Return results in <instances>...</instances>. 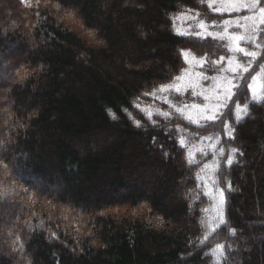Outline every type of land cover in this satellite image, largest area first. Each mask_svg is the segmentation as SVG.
<instances>
[{
	"label": "trees",
	"instance_id": "trees-1",
	"mask_svg": "<svg viewBox=\"0 0 264 264\" xmlns=\"http://www.w3.org/2000/svg\"><path fill=\"white\" fill-rule=\"evenodd\" d=\"M210 1L0 0V264H264V101L201 127L160 90L225 55L174 29Z\"/></svg>",
	"mask_w": 264,
	"mask_h": 264
},
{
	"label": "rangeland",
	"instance_id": "rangeland-1",
	"mask_svg": "<svg viewBox=\"0 0 264 264\" xmlns=\"http://www.w3.org/2000/svg\"><path fill=\"white\" fill-rule=\"evenodd\" d=\"M243 2L247 3V0H243ZM212 9L216 11V8L220 7V0H211L210 1ZM264 7V2L257 5V10L255 12L249 11L247 8H241L239 11H222L217 13H224L230 15L229 18L225 20L233 21L240 19L244 16H252L256 15L257 18L259 17L258 8ZM220 21L217 23H211V24H205V28H200L199 24L200 22L195 19H186V18H178L175 23V31L176 33L184 36H199V37H211L214 38V36L217 35H223L224 34V28H223V22ZM241 23H244V21L241 20ZM248 25L251 27L253 22L248 21ZM219 25V27H218ZM256 27H257V33H251L249 31H246L244 28H238L234 24L229 26L227 29V32L229 35L231 34H239V35H255L256 36V42L260 45L263 42V36H264V25L259 24V21L257 19L256 21ZM208 32L213 33V36L207 35ZM197 33H201V35H196ZM218 39V38H215ZM220 40V39H218ZM223 41L225 44V55L220 57L218 60H215L212 62L211 66L208 67V64L205 63L207 59H198L194 57L190 52L184 53V59L186 62V69L184 71L183 76L179 80L178 83H176L173 87L166 88L164 93H167L165 96L164 102L166 104H169L171 101L169 100L168 93L169 91H177L176 89L179 88L180 93H185L187 91H191L193 95L200 98V102L192 105H183L181 106L180 110L185 115L187 120L193 124H200L204 122V117L207 115H210L214 112L224 110V109H217V104H222L224 102V95H225V86L226 81H224V77H232L235 75V73L229 72V71H223V69H227L229 67V59L231 58L235 63H239L242 65H246L247 61L251 59V57L245 56L243 53H236L233 51H230V43L227 39L220 40ZM240 46L246 48L248 51H257L260 53V48H256L254 43H245L243 41L240 42ZM223 58V59H222ZM235 63L232 64V67H235ZM253 66V64H252ZM252 68V67H251ZM210 73H208V72ZM212 73V74H211ZM257 74V73H256ZM253 74V75H256ZM233 83H236L234 80ZM251 83V80L250 82ZM260 84H262V80L259 81ZM251 93V92H250ZM207 97V99H206ZM188 117H191V121L188 119ZM194 121V122H193ZM211 140H205V142H202L200 146L204 148L207 145V142ZM215 146L214 143L210 146H206V148H210L212 151ZM195 149V148H194ZM196 152V150L194 151ZM202 180L204 181L205 185L207 186L208 190L207 192L212 196L214 199L215 192L214 189L212 190V178H213V172L212 168L208 169L207 167H204L202 169ZM216 207L214 209L215 212L221 207L222 199L220 196H217L216 201Z\"/></svg>",
	"mask_w": 264,
	"mask_h": 264
},
{
	"label": "snow or ice",
	"instance_id": "snow-or-ice-1",
	"mask_svg": "<svg viewBox=\"0 0 264 264\" xmlns=\"http://www.w3.org/2000/svg\"><path fill=\"white\" fill-rule=\"evenodd\" d=\"M264 2V0H247V3L243 2V0H220V7L216 8L217 12L222 11H239L241 8H247L249 11L255 12L257 10V5ZM211 6V4L209 5ZM259 17L257 18L256 15L252 16H244L240 19L229 21L225 20L223 22V28H224V34L223 35H217L214 36V38H218L220 40L227 39L231 45L230 51L236 52V53H243L245 56L251 57L249 61H247L246 65H242L239 63H235L231 58L229 59V67L227 69H223V71H229L232 73H235L232 77H224V81H226L225 86V95H224V102L222 104H217V109H224L228 107L227 102L232 100V97L234 95H237L238 93H242V89L244 86L247 87V89L251 92V99L254 103H261L264 101V84H260L259 81L264 79V64L259 65V72H257L256 75L251 76V83H247V77L244 76V73H248L249 69L252 67V64L256 61L257 57L260 55L257 51H248L246 48L240 46V42L243 41L245 43H254L256 48H260L261 45L256 42V36L255 35H239V34H231L229 35L227 32V29L231 25H235L238 28H244L246 31H249L251 33H257V27H256V21L258 19L259 24L264 25V7L258 8ZM241 20L244 21V23H241ZM248 21H252L253 24L250 27L248 25ZM200 28H205L206 25L203 21L199 24ZM219 27V25H218ZM196 35H201V33H197ZM207 35L213 36V33L208 32ZM223 59V58H222ZM235 63V67H232V64ZM177 80L180 79V77L176 78ZM236 81V83H233V81ZM244 80L246 82L245 85H241L240 81ZM172 87L171 85L165 86L161 85L160 90L163 91L166 88ZM177 91H180L179 88L176 89ZM207 99V97H206ZM249 109V105L245 104L241 106L238 102L236 103V114L235 119L238 123L241 119H243L245 116H247ZM177 111H181L180 109H177ZM165 117H167V113H163ZM224 115V112L222 110L214 112L210 115L205 116L204 124H201V127H204L207 122L209 121H216L220 119ZM188 119L191 121V117H188ZM194 122V121H193ZM137 126H139V122L137 121ZM228 126L225 125V131L227 132ZM183 143V141H182ZM232 153H235L237 149H232ZM232 158L229 157L227 163L228 165L232 164ZM221 196H223V190H221ZM226 223V218H221V226H224ZM234 231V230H233ZM218 248L222 247L220 245L217 246Z\"/></svg>",
	"mask_w": 264,
	"mask_h": 264
}]
</instances>
